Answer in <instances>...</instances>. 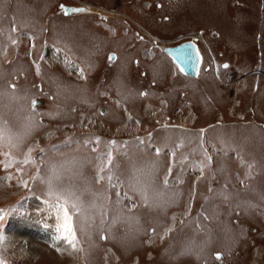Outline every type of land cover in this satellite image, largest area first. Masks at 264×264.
<instances>
[{
    "label": "rangeland",
    "instance_id": "1",
    "mask_svg": "<svg viewBox=\"0 0 264 264\" xmlns=\"http://www.w3.org/2000/svg\"><path fill=\"white\" fill-rule=\"evenodd\" d=\"M189 38L195 78L162 51ZM0 93L6 264H264V0H0ZM52 161L78 250L33 236Z\"/></svg>",
    "mask_w": 264,
    "mask_h": 264
},
{
    "label": "snow or ice",
    "instance_id": "2",
    "mask_svg": "<svg viewBox=\"0 0 264 264\" xmlns=\"http://www.w3.org/2000/svg\"><path fill=\"white\" fill-rule=\"evenodd\" d=\"M61 8L63 9L64 6L61 5ZM74 11H83L82 9H74ZM142 39V38H141ZM173 51V50H168ZM113 57H109V59H112ZM176 59L180 60L182 63L191 66L192 64V51L190 48H181L179 49V54L176 55ZM224 67H227V65H224ZM82 74V73H81ZM14 88L15 85H12ZM0 95H3V93H0ZM36 101H32L33 108L36 106ZM4 122L2 119H0V125H2ZM4 140V129L2 126H0V143H2ZM111 143H115V141H112ZM43 151V149H41ZM159 152V150H157ZM174 155V154H173ZM31 157H29V160ZM97 159H102V157L98 156ZM208 159H211V157H208ZM26 163L29 162L28 160L25 161ZM74 162V161H73ZM68 161H52L49 162L47 165L48 172L44 175H41L39 171L37 174L31 179L37 183L44 185V191L47 194V197L50 199L46 200V203L51 205L56 212V219L57 223L55 225V231L57 233V239L63 240L68 245H70L74 250L77 249L78 239H77V230L76 225L74 223V217H79L82 220H87V217L85 216V209L83 206V201H81L79 196H76L74 192H65L62 190L59 185L61 182V169H66V165L68 164ZM107 165L112 166L113 165V155L112 152H107ZM105 175L107 176V179L109 181L112 180V167H108L107 173L104 175H98L99 179L105 178ZM23 186L28 187V181H23ZM165 184H167V179L164 181ZM145 201H147V196H145ZM4 217L0 215V221H2ZM80 230L83 231L84 227L83 224L80 226ZM0 239H3L2 233H0ZM59 251V249H57ZM219 254H217V259H219ZM0 264H6V262L3 259H0Z\"/></svg>",
    "mask_w": 264,
    "mask_h": 264
},
{
    "label": "water",
    "instance_id": "3",
    "mask_svg": "<svg viewBox=\"0 0 264 264\" xmlns=\"http://www.w3.org/2000/svg\"><path fill=\"white\" fill-rule=\"evenodd\" d=\"M63 5V4H61ZM60 5V8H61ZM64 8L62 10L64 15H69L71 13H77V12H81V11H74V9H82L84 11H86V9L82 6H78V5H63ZM181 48H190L192 51V64L191 66H188L184 63H182L180 60L176 59V55L179 54V49ZM162 50L169 56V58L171 59V61L175 64L176 68L179 70V72H181L182 74H186L189 76H195L198 70V65H199V61H200V56L198 51L196 50V47L191 43V42H181L179 44L173 45V46H168V47H163ZM168 50H173V51H168ZM108 58L109 57H113L114 58V53L110 52L107 54ZM110 59V60H113Z\"/></svg>",
    "mask_w": 264,
    "mask_h": 264
},
{
    "label": "bare ground",
    "instance_id": "4",
    "mask_svg": "<svg viewBox=\"0 0 264 264\" xmlns=\"http://www.w3.org/2000/svg\"><path fill=\"white\" fill-rule=\"evenodd\" d=\"M86 9V8H85ZM93 9V8H92ZM90 10V9H89ZM186 41V40H185ZM167 46H173V45H167ZM164 47V46H163ZM162 47V48H163ZM196 47H197V50H198V52H199V55H200V62H199V66H198V72H197V74H196V76L198 75V73H199V70H200V65H201V60H202V55H201V52L199 51V48H198V45L196 44ZM167 55V54H166ZM168 56V55H167ZM169 57V56H168ZM181 73V72H180ZM182 74V73H181ZM182 75H184V76H189V75H186V74H182ZM196 76H189V77H192V78H195ZM21 222V221H20ZM14 224V223H13ZM23 227V226H22ZM36 228L35 229H33L34 231H33V236L35 237V238H37L36 237V235L35 234H37V236H39L38 238L40 239V241L42 240V239H44L45 241H46V243H48V244H50L49 242L50 241H52L51 239H53V236L50 234V233H48V231H46V233H44V231H43V234L42 235H40L39 234V230H42V228L43 227H41V226H35ZM20 229V228H19ZM44 229V228H43ZM18 230V229H17ZM26 231V230H25ZM41 232V231H40ZM9 233V232H8ZM32 233V232H31ZM11 234H13V235H11ZM22 235H20V234H18V233H16V232H10V235H9V238L11 239V241H13V242H15L14 244H16V243H20V240H22L21 237ZM41 237H42V239H41ZM24 241V240H23ZM23 243H25V242H23ZM39 243V242H38ZM57 243V242H56ZM55 243V244H56ZM27 244H29V242L27 243ZM32 244H33V240H32ZM40 244H43L42 242L40 243ZM59 244V243H58ZM17 245V244H16ZM34 245V244H33ZM36 245V244H35ZM45 245V244H44ZM57 245V244H56ZM23 246V245H22ZM47 246V245H46ZM48 248V247H47ZM37 253H34L35 251H33L32 252V254L33 255H35V254H41V255H43V254H45L46 253V251H44L43 249H34ZM29 254V253H28Z\"/></svg>",
    "mask_w": 264,
    "mask_h": 264
},
{
    "label": "flooded vegetation",
    "instance_id": "5",
    "mask_svg": "<svg viewBox=\"0 0 264 264\" xmlns=\"http://www.w3.org/2000/svg\"><path fill=\"white\" fill-rule=\"evenodd\" d=\"M181 42V41H180ZM177 43H179V42H177Z\"/></svg>",
    "mask_w": 264,
    "mask_h": 264
}]
</instances>
